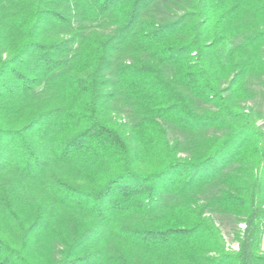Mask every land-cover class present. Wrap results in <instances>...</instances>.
Segmentation results:
<instances>
[{"label":"trees","instance_id":"trees-1","mask_svg":"<svg viewBox=\"0 0 264 264\" xmlns=\"http://www.w3.org/2000/svg\"><path fill=\"white\" fill-rule=\"evenodd\" d=\"M158 1L0 0V264H264V0Z\"/></svg>","mask_w":264,"mask_h":264},{"label":"rangeland","instance_id":"rangeland-1","mask_svg":"<svg viewBox=\"0 0 264 264\" xmlns=\"http://www.w3.org/2000/svg\"><path fill=\"white\" fill-rule=\"evenodd\" d=\"M161 4H162L161 0L158 1V4L156 6L157 8L155 9L156 10L155 13H157L156 15H158V17H160V19H161V11L169 13V12H167L168 10L165 7L161 6ZM240 225L241 224H239L238 227L240 229H244V228H241ZM242 225H244V224H242ZM223 234H224L223 238L226 241V244H225L226 249L237 250L238 249V243L232 240L231 231H230L229 226L223 227Z\"/></svg>","mask_w":264,"mask_h":264},{"label":"crops","instance_id":"crops-1","mask_svg":"<svg viewBox=\"0 0 264 264\" xmlns=\"http://www.w3.org/2000/svg\"><path fill=\"white\" fill-rule=\"evenodd\" d=\"M261 251L264 252V230L261 235V244H260Z\"/></svg>","mask_w":264,"mask_h":264},{"label":"built area","instance_id":"built-area-1","mask_svg":"<svg viewBox=\"0 0 264 264\" xmlns=\"http://www.w3.org/2000/svg\"><path fill=\"white\" fill-rule=\"evenodd\" d=\"M240 227H241V228H244L245 226L241 224Z\"/></svg>","mask_w":264,"mask_h":264}]
</instances>
